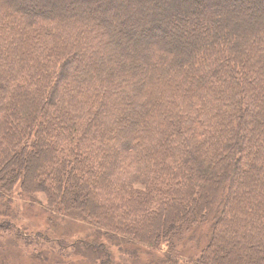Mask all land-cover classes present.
<instances>
[{
    "label": "trees",
    "instance_id": "obj_1",
    "mask_svg": "<svg viewBox=\"0 0 264 264\" xmlns=\"http://www.w3.org/2000/svg\"><path fill=\"white\" fill-rule=\"evenodd\" d=\"M16 188L51 215L34 230L7 203L0 264H105L98 235L147 264H264V0H0V198Z\"/></svg>",
    "mask_w": 264,
    "mask_h": 264
},
{
    "label": "rangeland",
    "instance_id": "obj_2",
    "mask_svg": "<svg viewBox=\"0 0 264 264\" xmlns=\"http://www.w3.org/2000/svg\"><path fill=\"white\" fill-rule=\"evenodd\" d=\"M138 186H141L139 184H136ZM17 191L18 189H15V192L10 196L9 199H11L10 202H6V199H1L0 198V211L3 212L4 209H7L8 204L10 210L9 212H6L9 216L17 215L18 221L22 225H27V226H32L36 227L34 230L40 229L41 226L44 227V225L47 224V218L51 215V213H47L48 211L45 212L44 207L41 206L40 204L32 203V205L27 206L28 204L24 202V200L27 197L24 198H19L17 196ZM37 195L41 198H44V195L41 193H37ZM30 201V200H29ZM8 203V204H7ZM13 212V214L11 213ZM51 221V220H49ZM54 221H52L53 223ZM57 224V229L55 232L57 233L56 235L64 236L66 238L67 243H72L76 239L83 238L88 230V223L84 221H77L73 218H58L56 220ZM55 224H50L49 227L53 229L52 226H55ZM52 225V226H51ZM91 226V225H90ZM54 230V229H53ZM87 237V235H86ZM97 242L99 243H104L108 248L111 253L109 261L105 264H147V262L150 261V257H148L145 253H140L138 256H129L126 253L121 252L118 247L116 246V240H112L108 237L98 235L97 237ZM74 247H69L65 251L66 253L64 255H60L57 253L56 249L54 251V255L60 259L64 264H100L99 260H96V256L90 252H85L87 256H81L80 251L75 249ZM185 253H182V256L185 258V256H188L190 254L196 255L198 254V249H196L195 243L194 242H187L184 245ZM27 250V248L25 249ZM245 251L248 253V250L243 249L242 251L240 249H236V255L242 252V260H238L239 263H244V264H250L248 261H246L244 257ZM30 252H31V247L29 250L21 256V261L23 264H38L39 263V258H37L35 261H29L30 260ZM19 252L17 251L16 254ZM50 255L52 253H49ZM102 255V254H101ZM102 258L103 255L101 256ZM254 263L253 264H262L263 261L258 258L257 256L254 257ZM177 264H187L186 260H181L177 262Z\"/></svg>",
    "mask_w": 264,
    "mask_h": 264
}]
</instances>
